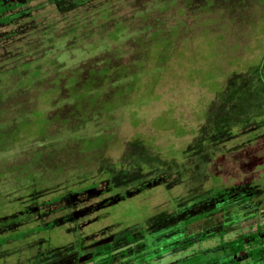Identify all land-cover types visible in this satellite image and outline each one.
<instances>
[{
  "label": "rangeland",
  "instance_id": "1",
  "mask_svg": "<svg viewBox=\"0 0 264 264\" xmlns=\"http://www.w3.org/2000/svg\"><path fill=\"white\" fill-rule=\"evenodd\" d=\"M8 1L0 239L25 236L0 243V264H104L71 255L210 211L217 189L264 192V0ZM251 202L260 211H216L186 232L213 238L143 264L198 251L231 264L225 243L264 240V193Z\"/></svg>",
  "mask_w": 264,
  "mask_h": 264
},
{
  "label": "trees",
  "instance_id": "2",
  "mask_svg": "<svg viewBox=\"0 0 264 264\" xmlns=\"http://www.w3.org/2000/svg\"><path fill=\"white\" fill-rule=\"evenodd\" d=\"M19 6L8 0H0V26L8 24L12 21L13 15H10L15 9ZM97 186L88 187L82 190H79V193L85 192L88 190H93ZM256 186L252 187L249 184L233 187L227 190L217 189L211 192V198L217 195V198L220 200H216V206L210 211L202 212L192 217H188L184 220L175 222L174 225L168 228H161L160 224L153 226L151 229H143L140 231L141 236L137 237L135 235L128 234L125 236L124 240L119 243L118 248L115 247L116 237L114 235L107 236L105 239L106 243L101 241L99 243H95L90 246H83L80 244L75 251L72 252L71 259L75 260V255H80L82 252H86L89 250H93L94 257L92 260H96V256L105 257L104 264H115L116 261H119L117 264H143L146 263L151 257L162 258L166 253L174 252V251H184L189 248L194 247L196 244H201L207 239H211L215 236L212 232L205 233L199 232L196 234H187L190 226L205 220L212 213L216 211H224L227 212L231 208H236L249 205L247 209H253L250 205L253 204L251 200L255 196H260L264 192L256 191ZM214 195V196H213ZM216 199V198H215ZM61 200L60 198H54L49 203H55ZM257 205V204H256ZM260 204L259 206H261ZM246 212L245 210H243ZM242 212V213H244ZM236 213V212H235ZM241 213V212H238ZM237 215V213H236ZM238 216V215H237ZM241 219V217L239 216ZM237 220V219H236ZM53 223L47 227L52 226ZM162 226V225H161ZM40 228V227H39ZM37 231L36 229H31L30 232L34 233ZM187 232V233H186ZM226 234L223 231H220L219 236L220 239ZM25 236V232L21 234L11 235L8 238L0 239V243L2 245H6L10 240H21ZM111 239V242L108 241ZM178 244V248H174L171 250H167L172 246H176ZM226 249H228V259H231V264H242L240 258L246 257V261L255 262L257 260H261L264 258V240L261 239V234L255 233L250 235H244L236 240L229 241L223 245ZM71 246L64 250L63 252L53 253L55 254L54 260L57 258L60 259V256L66 259V254L70 250ZM122 250L119 254H116L117 250ZM163 250V253L160 252ZM165 250V251H164ZM131 253V254H130ZM206 252L198 251L194 253L192 256L184 259V264H219V260H206L205 259ZM124 257V258H123ZM121 258V260H120ZM123 258V259H122ZM51 261L52 258H50ZM57 259V260H58ZM61 259V260H63ZM73 261V260H72ZM76 262V261H74ZM76 264V263H74ZM176 264V263H175Z\"/></svg>",
  "mask_w": 264,
  "mask_h": 264
},
{
  "label": "flooded vegetation",
  "instance_id": "3",
  "mask_svg": "<svg viewBox=\"0 0 264 264\" xmlns=\"http://www.w3.org/2000/svg\"><path fill=\"white\" fill-rule=\"evenodd\" d=\"M253 205H254V206H252V207H254V210H258V211H260V209L262 208V205H261V206H259V204H257V205L253 204ZM250 206H251V205H250ZM246 210H248V209H245V211H246ZM105 241H106V240H104V242H102V243H103V244L106 243ZM108 241L111 242V239H108ZM75 256H76V255H75ZM71 257L74 258V256H71ZM57 259H58V258H57ZM57 259L54 260V261H56L57 263H60V262H61V259H63V257L60 256V259H58V260H57ZM66 259H67V258H66ZM63 260H64V259H63ZM68 261H69V260H68Z\"/></svg>",
  "mask_w": 264,
  "mask_h": 264
}]
</instances>
